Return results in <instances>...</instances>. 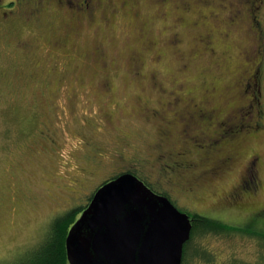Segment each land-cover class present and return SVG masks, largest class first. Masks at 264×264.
<instances>
[{"label": "rangeland", "instance_id": "374dc122", "mask_svg": "<svg viewBox=\"0 0 264 264\" xmlns=\"http://www.w3.org/2000/svg\"><path fill=\"white\" fill-rule=\"evenodd\" d=\"M85 1L32 0L21 6L19 0H0V264H33L45 248L54 217L86 205L91 189L114 172L137 169L152 183L163 177V187L156 183L163 190L170 187L169 180H180L175 178L180 170L171 162L175 155L168 157L165 147L162 156L155 147L161 140V117L173 116V106L183 102L180 96L195 98L209 111L228 96L245 101L241 82L250 60L241 50L249 43L252 0H210L209 5L196 0L190 12L174 7L184 0H88L89 7ZM222 2L239 4L241 25L224 20L227 7ZM199 13L224 33L215 35V52L201 51L194 38L192 21ZM254 16L264 28V8L254 10ZM176 31L182 43L173 47L169 38ZM19 39H30V47ZM32 68L38 77L25 86ZM261 84L260 111L264 72ZM169 101L174 103L168 106ZM147 107L164 110L154 117ZM254 117L250 122L260 120ZM262 118L264 123V114ZM246 120L242 126L250 123ZM203 121L197 116L190 125L186 119L184 128L195 135L199 125L206 126ZM225 127L238 128L233 120ZM255 144L264 153V131ZM163 164L166 170H161ZM238 169L214 187L222 196L242 179ZM158 170L164 174L155 179ZM260 176L259 193L241 190L255 198L256 205L247 208L236 209L212 193L195 201L167 191L188 214L261 230L264 211L253 209L264 206V165ZM246 184L253 186L250 180ZM196 225L193 220L182 264H264L260 236L197 231Z\"/></svg>", "mask_w": 264, "mask_h": 264}, {"label": "flooded vegetation", "instance_id": "af4514ba", "mask_svg": "<svg viewBox=\"0 0 264 264\" xmlns=\"http://www.w3.org/2000/svg\"><path fill=\"white\" fill-rule=\"evenodd\" d=\"M209 1L210 0H199L198 4L209 5ZM225 1L229 2L234 0ZM252 1L255 2V5L250 14V24L247 28L248 32H251L249 43L241 50L243 58L250 60L249 70H247V68L245 69L246 73L243 75V80L241 82L243 91L245 89L244 92H249L247 95L248 97L245 101L239 103L234 98H230L228 96V98L224 101L220 100L216 102L209 111L208 107H201L198 102H196L195 98L180 96L179 100L183 102L176 107L173 106V116L161 117L162 121L159 132V138H161V140L158 141L155 147L158 148L162 156L165 155L162 149L168 147L169 152L167 156L175 155V157H178L179 160H181V165H185L184 169L177 171L178 174L175 178L180 180H169L168 183L170 184V187L164 190L163 193L168 192L167 190H172V192L176 195L185 194L187 197L195 201L207 198L209 196L207 193H212L216 195V197L222 196V193L219 192L220 190L214 189V187H216V183L222 184L231 172L235 173L240 167L238 170H240L239 176L242 179L239 178L240 181L237 182V184H235L229 192H225L221 199H223L224 203L235 206L236 209L256 205V201L254 200L255 198H247V196H244L241 192V190L249 192L252 190L254 192L253 194H255V191H258L259 193V190L263 187V183H259L258 181L261 179L260 169L264 165V153L259 151V146L257 144L254 145V140L259 139L264 131V123L262 122L264 109H262L263 114H261L262 110L260 111L259 109L263 99L261 83L262 73L264 72V28L261 21L255 18L256 15L254 16V10L263 9L264 0ZM31 2L32 0H19L21 6H26ZM194 3H197L196 0H184L179 4H175L174 7H178L183 11L186 9L190 12L193 10V6H195ZM220 6L222 8L227 7L226 18H224V20L227 19L231 26L241 25L240 20L242 16V9L239 4L233 7L225 2H222L220 3ZM207 17L208 15L199 13L197 18L193 19L192 26L197 27L194 38L198 45L203 47L200 48L201 51L206 49L207 52H215L216 47L212 46L215 41V35L224 33L220 31V27L216 22L213 23L212 26H209L210 20H208ZM19 42L25 43L26 48L30 47V39H26V41L19 39ZM169 42L173 47H175V45L180 46L182 43L180 33L177 31L173 32L172 36L169 38ZM37 71L38 70L36 68H32L25 74L28 82L27 84L25 83V86L31 85V82L38 77ZM38 80L36 82H38ZM208 91H211V89ZM168 103H170L168 105L170 106L174 102L169 101ZM161 108L163 111L164 107ZM146 110H150L152 116L162 115L161 110H157L156 108L147 107ZM201 110L207 111H204V113ZM203 114H205V116H203ZM197 116L202 117L204 119L202 124L206 125H199L201 130L198 131L200 134L207 135L208 131L209 133L213 132L210 130L217 128L218 125H220L223 130H226L227 127H224V125L227 124V120L230 122L233 120V123L236 127H238L235 131L237 132L235 133L236 136L232 139V141H227L222 146L220 143L212 140L209 143L207 142L203 149L199 148L198 150H195L193 147L196 145V143H194L195 135L190 134L185 130L184 123L185 120L188 119V122L191 125V122L194 123ZM254 116L260 117V120L258 119L250 122L252 118H256ZM244 118L245 120L248 119L250 123L246 122V120L245 124L242 126ZM215 119L217 121L214 124ZM176 122L181 123V128L178 131H176L178 127L176 129L174 128V124ZM212 124L214 125L212 126ZM243 130L245 131L243 132ZM239 131L240 135L238 134ZM249 140H251V143L250 145H247ZM211 153L215 154L212 156ZM205 155H207V157L204 160ZM195 156H197L198 159H196ZM120 158L125 159V154L121 153ZM127 171L130 170L127 169L122 172L117 171L116 173L114 172V174L108 176L106 179H102L91 189L88 195L92 198L96 190L101 185ZM169 177L173 178V176ZM246 177L249 179L246 180ZM249 180L253 184L251 187L246 184ZM178 185L181 186L180 190L178 189ZM248 199H250V201ZM257 208H254L253 212L255 211V213H258L259 211H262L264 206L258 209Z\"/></svg>", "mask_w": 264, "mask_h": 264}, {"label": "water", "instance_id": "95a60500", "mask_svg": "<svg viewBox=\"0 0 264 264\" xmlns=\"http://www.w3.org/2000/svg\"><path fill=\"white\" fill-rule=\"evenodd\" d=\"M193 218L132 172L105 182L70 227L69 264H182Z\"/></svg>", "mask_w": 264, "mask_h": 264}, {"label": "trees", "instance_id": "16d2710c", "mask_svg": "<svg viewBox=\"0 0 264 264\" xmlns=\"http://www.w3.org/2000/svg\"><path fill=\"white\" fill-rule=\"evenodd\" d=\"M41 1L42 0H37V3L41 2ZM89 5H90V3L88 2V0L85 1L84 6L85 7H89ZM74 18H75V20H79L81 22V20L78 17H74ZM66 37H67V33L64 34L62 42H65L64 39H66ZM214 44H212V46L213 47H217L216 46V41H214ZM215 51H216V49H215ZM210 89H211V91L213 90V88H211V87L208 88V90H210ZM244 91H245V89H244ZM244 91L242 90L243 95H244L245 100H246L247 97H248L247 95L249 94V92H244ZM174 107H176V106H174ZM159 110L162 111V108H160ZM158 116H160V115H158ZM225 118H227V117H225ZM216 121L217 120L215 119L214 124L216 123ZM227 122L231 123L228 120H227ZM214 124H212V126ZM225 125H224V127H225ZM219 126L220 125H218L217 128H215L213 130H210V131H213L214 133L213 132L209 133V131H208L207 135H205V134L202 135L199 132H197V134H195V135H201V137L198 139L195 136V138H194L195 139L194 143H196V145H194L193 147L195 148V150H198L199 148L203 149L204 146L206 145V143L207 142L209 143L212 140L216 141L217 143H220L221 146L224 145L227 141L228 142L232 141V139L236 136L235 135V133H237V132H235L236 129L232 130V129H230L228 127L226 130H223L221 128V126L220 127ZM193 128H194V126H192V129ZM198 130H201V129L199 128ZM214 130H216V131H214ZM214 154L215 153H211L212 156ZM168 157H172V155H169ZM206 157H207V155L204 156V160L206 159ZM173 158L175 159V162H176L175 163V162L171 161L173 163L174 169L180 170V169H184L185 168V165H181V163H180L181 160H179L176 157H172V159ZM195 158L198 159L197 156H195ZM198 168H200V167H198ZM160 169H161V167H160ZM129 170L130 171H128V172H132V173L136 174L139 178H141L143 181H145V183L149 187H151L154 191H156L157 193H160V194H164V195H166L167 197L170 198V194L168 192H164L163 193V191H164L163 189L156 188V187H159V185L156 184L158 181H154L155 179H159L158 178L159 173H161V175L164 174L161 171V170H166L164 164H163L162 169L157 171V177L153 180L154 183H152L151 181H149L146 178L142 177L141 173L138 172L137 169L131 168ZM171 172H173V171H170V173ZM158 183H161V187H163L162 186L163 185L162 184L163 183V177H161V182H158ZM217 185H218V183H216L215 186H217ZM161 187H159V188H161ZM91 199L92 198L90 197L89 200L87 201V204L84 205V206H82V204L81 205H74L72 208H70L66 212L62 213V215L58 214L57 216L54 217V220L52 222V229H51L47 239L45 240V244H44L45 248H44L42 254L39 256V258L38 259H34L35 262L33 264H69L68 259H67V253H66V245H65V240H66L67 233H68L70 227L72 226V224L76 221V219L74 218L75 215L77 213H79V212H82L87 207V205L90 203ZM172 202L174 203L173 200H172ZM1 203H3V197L0 196V204ZM263 211H264V209L262 211H259L258 213H261ZM190 216L193 217L194 223L198 224V226L196 225V228L198 229L197 231H199V230H207V229L215 230L217 232L237 230V232H242V233L246 232L247 234L258 235L262 239H264V229L253 230V229H251V225L250 224L241 225V226H239L238 224L237 225H235V224H227L228 222H226V221L215 220V219L209 217L208 215H205V214H202V213H199V212L198 213H192V214H190ZM192 236H193V234H192ZM187 242H186V244H187ZM185 256H186V253L183 252V258Z\"/></svg>", "mask_w": 264, "mask_h": 264}]
</instances>
